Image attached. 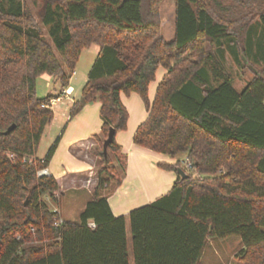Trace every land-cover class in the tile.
Returning a JSON list of instances; mask_svg holds the SVG:
<instances>
[{
	"label": "trees",
	"instance_id": "1",
	"mask_svg": "<svg viewBox=\"0 0 264 264\" xmlns=\"http://www.w3.org/2000/svg\"><path fill=\"white\" fill-rule=\"evenodd\" d=\"M162 1L44 0L37 17L26 0H0V264H130L127 219L106 198L97 194L79 223L56 226L49 200L60 186L38 176L58 144L37 158L55 98L38 96V79L68 88L94 45L99 54L71 117L101 104L97 189L119 186L126 168L116 136L103 152L110 129L128 126L122 94L139 95L149 112L134 143L178 159L161 167L189 176L130 212L134 264H202L210 240L230 237L243 243L239 264H264V66L238 91L222 49L246 57L255 25L264 29V0H176L172 42L162 35ZM160 68L167 73L150 103Z\"/></svg>",
	"mask_w": 264,
	"mask_h": 264
},
{
	"label": "crops",
	"instance_id": "2",
	"mask_svg": "<svg viewBox=\"0 0 264 264\" xmlns=\"http://www.w3.org/2000/svg\"><path fill=\"white\" fill-rule=\"evenodd\" d=\"M92 48L93 46L89 49ZM99 50L98 52L94 50L95 54H99ZM166 73L164 68H160L155 81L150 84V103H153L158 86ZM41 78L47 87L57 88V92H50L47 96L61 97L52 107L54 119L45 131V134L48 132L51 137L50 144L58 141L55 153L47 166L49 174L57 180L61 189V194H57L51 201L57 203L54 211H58L60 217L69 222L64 218L59 202L62 196L74 192L76 197L85 198L82 208L76 213L78 220L87 204L94 200L97 194L101 198H106L114 215L124 216L127 219L130 264H134L129 214L132 210L151 204L172 191L178 175L174 171L163 169L161 165H175L178 159L139 147L134 143L135 133L146 122L149 112L139 95L122 94L121 100L128 111L129 119L127 129L116 134V142L121 153L126 157V168L122 171V181L119 186L111 185L107 190H98L96 173L99 165L101 166V159L97 155V149L103 141L101 104H89L75 117H71L72 107L81 98L88 78L80 82L76 81L75 86L72 76L66 88L72 91L70 97H62L65 89L58 79L44 75L38 80Z\"/></svg>",
	"mask_w": 264,
	"mask_h": 264
},
{
	"label": "rangeland",
	"instance_id": "3",
	"mask_svg": "<svg viewBox=\"0 0 264 264\" xmlns=\"http://www.w3.org/2000/svg\"><path fill=\"white\" fill-rule=\"evenodd\" d=\"M29 6L34 11L37 17L40 16L42 11L44 0H26ZM161 15V27L162 35L167 42H172L175 39V21H176V0H163L159 7ZM254 36L251 43L250 52H246V57H237L231 51L227 49L229 46H225L223 53V59L225 67L233 78L234 87L241 91L245 88L246 84L253 78L254 70L262 68L264 66V29L261 24H256L254 28ZM46 33V32H45ZM47 36V34H46ZM48 38V37H47ZM99 47L96 45L92 49L85 50L80 60L75 68V75H73V83L76 86V81L80 82L88 78L89 70L91 69L95 59L97 58V53ZM247 62L248 66L244 63ZM77 74V76H76ZM38 96L40 98H45L50 92H57L56 89H51L46 86L43 78L38 80ZM50 136L48 132L44 135L41 146L39 148L37 158L39 160L44 159L54 143L50 144ZM100 148V146H99ZM97 149V151L99 150ZM179 160L182 162L184 168L185 158L181 156ZM114 164H117L114 162ZM122 163L120 162L119 165ZM118 165V164H117ZM102 165L97 168L99 172ZM118 176L122 177V169L118 168ZM194 178L201 177L196 172L188 169ZM96 173V177H97ZM84 197H76V193H68L66 196H62L59 205L65 219L69 222L79 223L80 219L76 220V213L82 208L84 203ZM49 200V205L52 210L57 208V203ZM243 249V243L238 237H230L226 240H210L202 257V264H239L240 253Z\"/></svg>",
	"mask_w": 264,
	"mask_h": 264
},
{
	"label": "water",
	"instance_id": "4",
	"mask_svg": "<svg viewBox=\"0 0 264 264\" xmlns=\"http://www.w3.org/2000/svg\"><path fill=\"white\" fill-rule=\"evenodd\" d=\"M14 128H15V126H12L7 131V134H10L14 130ZM115 136H116V130L114 128H111L109 131V134H108V138L103 143V152H104L105 157H107V155H108V149H109L110 145L113 143ZM177 175H179L182 179L189 178V176L186 175V173L182 169H178ZM27 202H26V204H27Z\"/></svg>",
	"mask_w": 264,
	"mask_h": 264
},
{
	"label": "built area",
	"instance_id": "5",
	"mask_svg": "<svg viewBox=\"0 0 264 264\" xmlns=\"http://www.w3.org/2000/svg\"><path fill=\"white\" fill-rule=\"evenodd\" d=\"M74 74H75V73H74ZM71 94H72V91H71L70 89H65V90L63 91L62 97H70ZM60 99H61V97H59V98H54V99L51 100V103H50V104H51V109H52V107H53L57 102L60 101ZM38 176H39V177H46V176H51V175L49 174L48 169L45 168V169H42V170H40V171L38 172ZM55 212H57V213L59 214L58 211H55ZM63 221H64V220H63L61 217H59V219L56 220V226H61V225L63 224Z\"/></svg>",
	"mask_w": 264,
	"mask_h": 264
}]
</instances>
